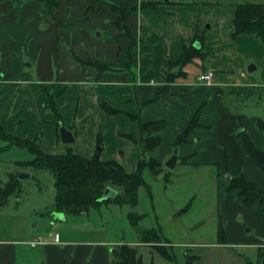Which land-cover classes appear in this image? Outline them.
Here are the masks:
<instances>
[{"label":"crops","instance_id":"crops-1","mask_svg":"<svg viewBox=\"0 0 264 264\" xmlns=\"http://www.w3.org/2000/svg\"><path fill=\"white\" fill-rule=\"evenodd\" d=\"M79 1L82 3L80 13L95 12L96 15H104L105 19L99 26L92 28V33L82 31V36L75 38L72 45L66 33L71 27L66 24L72 11L70 0H60L59 7L51 10L46 9L44 2L40 0H0V124L4 132L11 138H40L42 150L54 154L49 141L55 139L58 143L60 138L58 118L50 113L45 115L43 105L49 102L51 96L55 97L57 111L63 119L61 103L72 87L61 80V77L55 80L54 72L58 67L59 76L74 72L77 76L73 87L76 86L83 92L80 106L82 131L81 126L76 129L80 134L78 136L82 135V149L71 146L76 155L92 159L99 152L103 162L118 161L128 173H134L143 153L137 123L133 119L131 122L127 119L130 115L139 116L144 122L164 121L165 129L159 146L166 140L170 144L169 152L175 145V138L190 125L193 117L198 115V125L190 136L192 139L195 135L201 136L203 128L210 130L211 140L219 146L208 148V152L223 156V168L219 173L224 172V175L230 178L243 177L264 192V172L250 158L236 134V130H243L253 145L264 153V133L256 124V120H262L240 111L241 106L238 107L233 99V95L240 96L244 93L247 100L255 91L264 90V44L253 35L231 38L234 31L232 20L235 5H219L218 0L200 1V4L214 9L217 15L221 14L215 20L198 13L199 8L196 7L199 0H192L190 3L187 0H116L115 3L104 0L123 6L126 10H134L124 20L120 12L113 11L108 5L90 7L88 0ZM146 3H154V9L143 7L142 4ZM224 15L227 16V21L230 20L229 25L223 26ZM207 22L210 26L205 29ZM99 28L102 30L100 38L107 32L102 41L92 36ZM128 30L137 43L133 52L131 40L126 34ZM197 37L203 38L200 52L203 58H195L184 67H170V62L176 63L182 57L184 45H190ZM65 40L72 47V51L64 47ZM218 50H222L221 55L214 57ZM224 50L230 55L243 54L247 60H254L255 69L248 73L257 72L260 67L262 71L257 77L253 74L246 76L241 57L235 60L229 58L223 54ZM79 60L108 65L112 70L100 74L95 67L81 64ZM133 70L136 74H133ZM34 71L37 74H34ZM208 71L213 72L210 86L197 80L200 74ZM234 71H239L236 77L232 76ZM169 74L175 76L171 82H168ZM35 75L38 78L36 81ZM224 92L230 93L231 101L223 100ZM77 104L80 105V102ZM107 108L118 113L112 115ZM77 111L78 109L75 110V115ZM110 116L116 119V131L120 135L119 147L111 150V155L109 150L103 147L102 151H95V147H99V135L102 136L103 146L101 132L95 142L92 138L90 144H85L86 120L89 118L94 124L97 122H94V118L108 121ZM73 122L72 116L65 125L76 138L77 131L73 129ZM129 122L130 127H127ZM45 130L46 136L43 133ZM129 136H134L137 141H133ZM3 141L6 145L0 147V154L15 148L23 149L15 143ZM198 144L194 149L190 147V152L186 151L189 146H179L180 155L196 160L202 155ZM66 148L69 149L68 146ZM169 152L165 153V156ZM33 160L34 156L33 159L14 163L18 167L26 168L23 164ZM21 172L24 170L7 172V182L2 183L0 187H5L12 177L19 176L18 173ZM21 185H24V180H21ZM221 191L224 193L221 219L223 213L229 215L231 212H239L251 219L253 223H248L249 227L258 223L264 225V203L245 207L238 197V192L228 191L225 184ZM21 197L11 196L3 206L0 198V264H53L55 254L64 256L66 253L69 257V252L74 255L73 264H82V257H87L88 254L85 250L87 246L106 244L93 240L82 241V231H67L63 227L56 229L58 222L67 221L69 216L78 217L82 213L68 215L53 209V213H62L64 219L52 215L48 227V221L43 220L40 224L37 218L45 215L42 214L45 209L35 207L21 211ZM14 198L17 199L16 209L9 210ZM127 206L133 209L132 206ZM131 213H126L123 222L126 223L132 239L122 244L135 251V259L142 260L136 248L151 247L149 244L140 243L137 234L132 233L133 227L129 220ZM262 228L264 229V226ZM224 235L226 244L217 242V247L230 245L226 226ZM39 240L42 244L36 247L30 245L31 242ZM254 246L263 248L264 242L255 241ZM99 254L106 257V249L101 248ZM106 259V264H119L111 263L108 256Z\"/></svg>","mask_w":264,"mask_h":264},{"label":"rangeland","instance_id":"rangeland-1","mask_svg":"<svg viewBox=\"0 0 264 264\" xmlns=\"http://www.w3.org/2000/svg\"><path fill=\"white\" fill-rule=\"evenodd\" d=\"M107 1L115 3L116 0ZM187 1L189 3L190 1L192 2V0ZM200 1L208 0L197 1L198 5L196 8H199L198 13L205 17H213L215 20L216 17L221 16L220 13L217 15L210 6L200 4ZM263 1L264 0H218V3L219 5L232 6L239 3L258 4ZM70 2L72 4V11L66 24L71 25V27L66 33H68L67 37L71 39L70 41H72V45H74L73 40L82 36V31L92 33L95 26H99L103 19H105V16L102 14L96 15L95 12L92 14L90 11L88 13H86V11L80 13L82 3H80L79 0H70ZM99 4L100 3H96L97 6ZM205 9H207V11H204ZM226 18L227 16L224 15L222 20L223 26L230 24V20L227 21ZM209 26L210 23L207 22L204 27L206 29ZM101 32L102 30L99 28L92 36H94L96 40L102 41L106 37L107 32L105 31L103 37L100 38L99 34ZM219 35H221V32ZM64 47L72 51V47L69 46L67 40L64 42ZM221 52L222 50H218L213 56H220ZM223 54L229 58L232 57L234 60L241 57L246 76H252L253 74L257 77L262 71L260 67L257 72L248 73V68L254 66V60H247L243 54L236 53L235 55H230L228 52L226 53L225 50ZM86 63L88 65L92 64L91 62ZM238 73L239 71H234L232 76L236 77ZM34 74H37V72L34 71ZM54 74L56 81L61 77V80L65 81L69 87L72 86L61 103L64 116L59 124L58 131H60V127L62 126L68 129L65 123L73 116V129L77 131V137L75 138L76 143L72 145V147L82 149V135L78 136L80 134H78V130L76 129L78 126H81L82 131L80 106H82L83 92L82 89L79 90L78 87H73V84L76 83L74 79H76L77 75L75 76L74 72H68L59 76L58 67L55 68ZM66 74L71 75L67 76ZM133 74H136L135 70H133ZM34 78L35 81L38 79L36 75ZM230 96V93L224 92L223 100L229 101L232 98H230ZM233 99L238 107L241 106L240 111L257 117L264 122V90L255 91L247 100H245L246 95L244 93L240 96L233 95ZM79 102L80 105L77 104ZM103 104L104 103H102V106ZM76 109H78V111L75 115ZM49 113L57 119V116L54 115L52 111L47 112L45 115ZM122 114L128 116L125 113ZM112 118L114 117L110 116L108 121L94 118V122L97 120L94 124L91 123V120L88 118L86 120L85 144H90L92 138H94L93 141L95 142L98 133L101 132L103 135L102 147L105 150L108 149L111 155L110 151L119 147L118 138H120V135L116 131L118 123L116 119ZM127 119L130 120V122L132 120L130 116ZM130 122L127 127H130ZM201 130V136L195 135L193 139L190 135L183 137V140L186 141L185 145L189 146V150H186L187 152H190L191 148L194 149L196 144L199 143L198 150L202 155H199L196 160L181 156L179 148L181 145H174L169 152L170 144H168L166 140L162 146H159L153 153L145 155V161H148L149 157L154 156L159 165L150 163L149 166L147 163L143 168V185L135 189L133 194L135 196V204L132 206L133 209L127 205L104 204L100 209L94 208L87 213H82V215L78 217L69 216L70 218H68L67 221L58 222L56 229L63 227L67 231H82V236H84L82 237V241L93 240L95 242L106 243L90 244L87 246L85 250L88 254L87 257H82V264H106L107 256L111 263L115 261L120 262L121 259L115 256L113 250H115L118 255H122V247L126 246L122 243H128L132 239L131 236H129V229L126 223L123 222L124 216L129 211L132 212L131 214L134 221L138 220L139 230L146 231L151 236H160L158 241L147 243L151 248L145 246L136 248L142 256V261L144 263L187 264L186 258L188 257L190 261H192V264H247L248 262L255 263L257 261L258 248L254 245L255 241L264 242V229L262 228L264 225L256 223V226L253 224L254 227H249L248 223L253 222H251L248 215L245 217L239 212H231L229 215L223 213V218L221 219L222 202H224V193L221 191L222 186L225 184L229 189L228 182L225 178L226 175H224L226 173H219L223 168V156L219 153L213 155L208 152V148H216L219 145H215V141L211 140L212 134L210 130L206 128ZM44 132H46V130L43 131V133ZM44 135L46 136V133H44ZM49 143L54 149V154H65L67 152V145L62 142L61 137L58 138V143H56L55 139H51ZM5 145L6 143L0 135V147ZM102 147L96 146L95 151H102ZM167 152L169 153L165 156ZM173 156H177V161L175 167L169 169L165 164ZM140 158H143V154ZM157 158L161 159V161H158ZM27 159H33V156L24 148H15L9 152H1L0 185L7 182L6 173L11 170H24L23 173L29 174L30 177L24 180V185L20 192L22 196L20 209L21 211L25 209L31 210L35 207L45 209L42 213L45 215L42 218L40 216L37 218L40 224L43 223V220L48 221L49 227L52 215L57 216L56 213L52 212L53 209H56L55 179L47 170L38 171L31 167H18V165L14 163L15 161H25ZM18 174L20 175L22 172ZM1 188L4 187H0V189ZM113 189L118 192H124L120 187H113ZM234 191L238 192L237 189ZM16 202L17 199L14 198L8 209L15 210ZM221 226L224 230L226 226V230L229 232L228 242L230 245L227 247H217L215 245L218 242V229ZM132 233L136 235L134 228H132ZM101 248L106 249V257L99 254ZM64 249L66 250V248ZM160 251H165L170 257V260L161 256L159 254ZM69 255L72 258L70 256L68 257L66 253L64 256L63 254H55V256H53V264H73L74 255L70 254V252Z\"/></svg>","mask_w":264,"mask_h":264},{"label":"trees","instance_id":"trees-1","mask_svg":"<svg viewBox=\"0 0 264 264\" xmlns=\"http://www.w3.org/2000/svg\"><path fill=\"white\" fill-rule=\"evenodd\" d=\"M44 2L46 9H55L59 7L60 0H40ZM90 7L100 3L101 6L108 5L113 11L120 12L123 19L126 20L134 10H126L123 6H117L108 3L104 0H88ZM143 7H149L154 9V3L142 4ZM264 16V1L260 4L242 3L235 5V15L232 20L234 31L231 35L232 39H236L241 35H253L261 43L264 44V22H259L258 19ZM127 36L131 40V52L136 47V40L132 37L130 30L126 32ZM198 43L199 48L194 46ZM203 45V38L197 37L190 45H184V51L182 57L176 63H169V66L179 65L184 67L191 63L195 58H203L200 54ZM132 56V55H131ZM81 64L88 65L86 62L79 60ZM92 63V62H91ZM95 67L100 74L111 71L112 68L108 65L101 63H92L88 65ZM183 75L182 73H180ZM174 75L169 74L168 82L173 81ZM108 112L112 115L117 114L115 110L107 108ZM52 111L58 118V128L62 121V117L56 108V98L50 97L48 103L43 105V112ZM130 117L136 121L139 133V142L141 145L143 158L139 160L137 169L134 173H128L126 169L118 161L103 162L100 159V153L98 152L92 159H86L79 155H76L72 151V147L68 146V150L65 154H48L41 148V139L29 140L25 138H11L8 136L0 124L1 137L3 140L9 143H15L16 145L27 149L33 156L34 160L24 163L26 167H31L37 170L49 171L55 179L56 188V210L65 214H81L87 213L91 209H98L104 204H117L120 206L135 204V196L133 195L135 189L140 185H143V168L148 163H155L159 165L154 156L149 157L148 161L144 158L146 154L153 153L161 143L162 133L165 129L164 121L144 122L139 116L130 115ZM196 122V123H195ZM256 124L261 132L264 133V123L260 120H256ZM198 125V115H195L190 125L181 132L175 138V146L185 144L183 140L184 136H188ZM242 145L250 158L257 164V166L264 172V153L259 151L246 135L244 131L238 134ZM133 141H137L134 136H129ZM98 146L102 147V136L99 135ZM150 166V165H149ZM228 191L238 190V197L241 199V203L245 207H250L254 203H264V192L258 190L253 184L247 182L243 177L230 178L228 181ZM108 187H120L124 192H118V195L114 199L101 202L105 190ZM22 189L21 180L19 176L11 178L10 182L0 189L1 206L8 203L11 196L21 197L20 192ZM130 223L135 229L137 238L140 243L147 244L156 242L160 236H151L148 232L139 230L138 220L134 221L132 214L129 215ZM152 231V230H151ZM154 232V231H152ZM218 244H226L224 230L221 227L218 229ZM122 255H118L113 252L116 257L121 260L119 264H148L142 262V260L135 259V251L128 247L123 246ZM257 261L255 263L248 262L247 264H264V247L257 249ZM159 254L166 259L170 260V257L165 251H160ZM131 260V262H129ZM187 264H192L189 257L186 258ZM152 264V263H149Z\"/></svg>","mask_w":264,"mask_h":264},{"label":"water","instance_id":"water-1","mask_svg":"<svg viewBox=\"0 0 264 264\" xmlns=\"http://www.w3.org/2000/svg\"><path fill=\"white\" fill-rule=\"evenodd\" d=\"M163 1H167V0H163ZM258 21H259V22H264V16H261V17L258 19ZM194 46H195L196 48H199L198 43H195ZM253 69H255L254 66H250V67L248 68V71L251 72ZM242 131H243V130H239V129H238V130H236V134H239V133H241ZM59 134H60V137H61L62 142H63L65 145H67V146H72V145H74V144L76 143V139H75L74 134H73L70 130L66 129L64 126L60 127ZM176 161H177L176 156H173V157H172V158H171V159L165 164V166H166L167 168H169V169H173V168L175 167ZM29 177H30V175H29V174H25V173H22V174L19 175V179H20V180H25V179H27V178H29ZM225 178H226L227 181L230 180V177H229L228 175H226ZM117 195H118V192H117L115 189H113V188H111V187H108V188L105 190V192H104L102 198L100 199V201L103 202V201H107V200H109V199H114V198L117 197ZM56 217H57V218H60L61 220L64 219V215H63L62 213H58ZM129 262H131V260H129Z\"/></svg>","mask_w":264,"mask_h":264},{"label":"built area","instance_id":"built-area-1","mask_svg":"<svg viewBox=\"0 0 264 264\" xmlns=\"http://www.w3.org/2000/svg\"><path fill=\"white\" fill-rule=\"evenodd\" d=\"M197 80L200 83H202V84H205L207 86H210L212 84V81H213V72L212 71H208V72L202 73V74H200L197 77ZM40 244H42V242L40 240L30 243V245L32 247H36L37 245H40Z\"/></svg>","mask_w":264,"mask_h":264}]
</instances>
